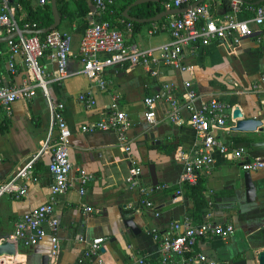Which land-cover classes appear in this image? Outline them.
<instances>
[{
    "label": "crops",
    "instance_id": "1",
    "mask_svg": "<svg viewBox=\"0 0 264 264\" xmlns=\"http://www.w3.org/2000/svg\"><path fill=\"white\" fill-rule=\"evenodd\" d=\"M252 1L240 2L243 4L241 8L245 10L243 6ZM132 2L117 0L110 10L99 12L87 0H55L59 20L52 29L71 36L66 64L69 76L60 87L48 84V93L52 100L60 99L64 103L63 116L70 131L69 159L73 166L69 177L79 170L89 178L83 195L77 192L75 184L56 198L53 216L58 221V246L55 252L51 251L46 236L30 247L14 245L12 255L0 254L1 264H42L43 255H47L46 264H121L138 257L143 258L141 264H156L159 253L153 232L165 234L169 232L170 222L183 218L194 223L211 221L232 225L233 231L225 239L209 236L195 242L192 250L204 254L208 261L257 264L256 254L264 249V169L249 172L255 196L252 201H246L243 171L238 162L215 153L211 168L199 176L195 185L204 199L199 217L195 216L193 209L197 204L192 199L193 185L189 187L179 179V155L192 150L196 137L187 123L186 109H179V122L167 121V104L162 92L163 85L169 84L171 96L180 100L181 94L187 90L183 81L188 80L196 93L195 106L211 97L226 103L230 107L225 111L227 128L215 129L214 133L227 146H242L246 159L264 161V132L257 128L249 131L232 128L235 121L243 117L254 116L264 123V23L260 26L251 24L258 37H244L236 45L211 41L207 45L183 46V61L192 67L189 73L160 67L156 75H151L140 66L109 67L102 75L106 79V88L100 89L79 72V38L91 22L107 17L116 24L126 8L127 14L136 16L139 8L147 4L149 7V3L151 6L161 5L159 0L132 7ZM201 2H209L212 15L222 17L228 11L224 0ZM7 4L18 26L25 21L36 24L32 19L45 6H48L49 25L52 23L49 2L39 6L37 0H8ZM244 10L236 17L245 18L248 14ZM152 22L158 24L159 19L134 26L129 39L137 47L148 48L170 39L165 30L149 34ZM4 33V27H0V38ZM7 56L5 41H0V84H17L25 73L17 60L16 74L9 75L5 70ZM40 61L52 71V64L45 59ZM253 84L259 85V89L253 90ZM87 92L95 100L89 108L76 98L79 93ZM113 95L117 98L118 108L127 114L129 120L125 131L129 140L127 151L112 130L84 132L79 129L80 124L101 118ZM145 95L156 96L155 122L152 124L143 116L142 99ZM49 128L47 102L39 90L30 98L14 100L8 109L0 108V183L39 152ZM50 160L49 151L41 152L31 163L30 178L16 180L18 185L26 187L24 196L15 199L8 193L0 194V242L8 239L13 221L19 215L46 201L52 180L48 170ZM131 162L140 166L145 187L152 188L148 195L150 206L142 202L146 197L124 180ZM149 165L154 169V184L150 180ZM176 190L179 191L177 194ZM126 219L132 220L138 233H133L124 224ZM78 236L82 240H78ZM97 236L106 237L104 246L95 255L84 258L82 252L88 241ZM178 259L174 257L172 264H180Z\"/></svg>",
    "mask_w": 264,
    "mask_h": 264
},
{
    "label": "built area",
    "instance_id": "2",
    "mask_svg": "<svg viewBox=\"0 0 264 264\" xmlns=\"http://www.w3.org/2000/svg\"><path fill=\"white\" fill-rule=\"evenodd\" d=\"M8 0H0V27H4L5 35L16 32V35L5 41L8 56L5 60V70L9 75L17 72V60L25 76L17 84H0V108L8 109L16 99H26L35 95L39 90L47 102L50 128L48 136L43 141L39 152L29 161L18 168L13 175L0 183V194L8 193L18 199L25 195L24 184L18 185L19 178L28 180L32 174L31 163L41 153L51 154L48 170L52 180L48 187V196L45 202L29 211L22 213L13 221V229L8 239L23 247L35 245L44 237H48L51 251L55 252L58 246L56 230L58 221L53 216V209L58 195L77 185V192L84 193V186L89 176L76 170L73 177H69L73 168L69 159L70 131L63 116L64 103L62 100H52L48 93V84L59 87L63 80L69 76L66 70L67 57L70 53L71 36L67 33L50 29L42 34H22L20 29H36L34 22L25 21L18 26L13 18V11L7 4ZM97 11L110 10L117 0H87ZM197 0H160L163 9L189 6ZM49 0H37L39 6H45ZM238 1L231 0L228 11L222 17L212 15L209 2H199L188 7L185 11L168 14L158 24L151 23L149 34L165 30L169 40L148 48H139L130 41L133 25L131 21L119 18L116 24L108 21H94L89 23L79 38L77 52L80 62L79 72L88 80L93 81L100 89L106 88V79L102 77L106 68H127L140 66L149 74L156 75L160 67L176 70L179 73L191 72V65L183 61V46L189 44L207 45L211 41H227L236 45L244 37H253L256 31L251 24L260 26L264 23V4H246L241 8ZM244 10L245 18L239 19L236 14ZM17 58V59H16ZM40 59L52 64V71L46 69ZM187 88L181 94L180 100L171 96L169 84L163 85L162 94L166 100L167 121L177 123L180 121L179 109L188 112L187 123L194 131L196 144L188 153L179 155L181 172L179 179L187 185H194L203 172L209 171L215 153L227 156L238 162L239 168L245 172H255L264 169V161L259 159H246L242 146H227L214 133L215 129L227 128L225 111L230 107L211 97L195 106L193 101L196 93L190 88L188 80L183 81ZM253 90L259 85L253 84ZM77 100L85 107H91L95 100L90 93H79ZM156 96L145 95L142 99L144 106L143 116L150 124L155 122L154 102ZM129 127L127 114L118 108L117 98L113 95L109 108L101 118L79 125L80 131L90 132L95 129L112 130L124 151L129 149V140L125 131ZM49 141V139H51ZM130 187L136 188L146 199L142 202L150 206L148 195L152 188H146L141 177L140 166L131 162L127 176L124 179ZM179 191L176 190L177 194ZM89 211V207H83ZM233 231L230 223L216 224L211 221L192 222L188 218L169 223V232L158 235L153 232V238L158 244V261L156 264H172L173 258L178 257L180 264H216L208 261L201 252L192 250L198 239L218 236L227 238ZM78 240H82L78 236ZM106 237L97 236L90 239L82 252L84 258L92 255L104 246ZM142 257L131 258L121 264H141ZM2 262H0L1 264Z\"/></svg>",
    "mask_w": 264,
    "mask_h": 264
},
{
    "label": "water",
    "instance_id": "3",
    "mask_svg": "<svg viewBox=\"0 0 264 264\" xmlns=\"http://www.w3.org/2000/svg\"><path fill=\"white\" fill-rule=\"evenodd\" d=\"M159 0H133L131 3V6H137L140 4L148 3V2H158ZM202 0H197L190 4L189 6L186 7H180V8H172V9H165L162 11H159L158 13L150 16V17H142L138 18L135 15H129L126 13L128 8L124 9L122 16L130 21L137 22V23H144V22H150V21H155L160 19L161 17L167 15V14H174V13H180L185 11L188 7L195 5L196 3L201 2ZM238 2H244V0H235ZM264 0H254L252 1V4L257 5ZM50 5V11L52 15V23L48 25L47 27L43 28H38V29H20V33L22 34H41L45 33L46 31L54 28L59 20V16L56 11V6H55V0H50L49 1ZM16 35V32H11L10 34L4 35L3 37L0 38V41H6L9 38H12ZM234 130L238 131H249V130H254L258 129L259 131L264 132V123H261L260 119L256 117H243L240 119H237L232 127ZM149 175H150V180L152 184L156 182L155 180V174H154V169L151 165L148 167ZM242 183L244 187V195H245V200L246 201H252L255 196V188L253 186V183L250 179L249 172L245 171L243 172L242 175ZM124 224L129 227L133 231V233H138L137 227L133 224L131 219H126L124 221ZM16 245V242L11 239H6L5 241L0 242V254H6V255H12L14 253L13 247ZM102 249V248H101ZM47 260V255H43L42 257V264H46ZM256 261L257 264H264V249H261L260 251L257 252L256 254Z\"/></svg>",
    "mask_w": 264,
    "mask_h": 264
},
{
    "label": "trees",
    "instance_id": "4",
    "mask_svg": "<svg viewBox=\"0 0 264 264\" xmlns=\"http://www.w3.org/2000/svg\"><path fill=\"white\" fill-rule=\"evenodd\" d=\"M224 1H226L225 3L228 7L230 0H224ZM263 3H264V1L262 3H259V4H263ZM44 8H45L44 10L39 11L32 19L33 21L36 22V28L46 27L50 23L49 22L50 16H49V11H48V6H45ZM161 10H163V7L161 5L154 4L153 6H151V3H149V7L147 4V6H145L144 8H139V10L136 13V16L149 17V16H152ZM119 17L123 18L124 20H127L122 16H119ZM103 20L108 21L110 24H113L111 22V20L108 19L107 17H104ZM159 21H160V19H159ZM131 23L133 25V28H134V26L138 25V23H135V22H131ZM197 182L198 181H196V183L193 186H191V190L193 191V194H192L193 202H195V204H197L195 206V208L193 209V213L195 216L198 215V217H199V215H200L199 213L202 211V208L204 205V199L201 197V195H199L198 188L195 187ZM197 207H198V209H196Z\"/></svg>",
    "mask_w": 264,
    "mask_h": 264
}]
</instances>
